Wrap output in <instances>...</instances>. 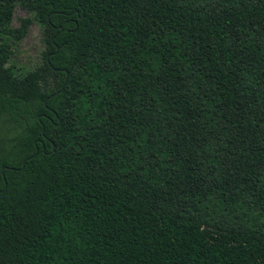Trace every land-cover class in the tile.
I'll list each match as a JSON object with an SVG mask.
<instances>
[{
	"label": "trees",
	"instance_id": "16d2710c",
	"mask_svg": "<svg viewBox=\"0 0 264 264\" xmlns=\"http://www.w3.org/2000/svg\"><path fill=\"white\" fill-rule=\"evenodd\" d=\"M0 264H264V0H0Z\"/></svg>",
	"mask_w": 264,
	"mask_h": 264
},
{
	"label": "rangeland",
	"instance_id": "374dc122",
	"mask_svg": "<svg viewBox=\"0 0 264 264\" xmlns=\"http://www.w3.org/2000/svg\"><path fill=\"white\" fill-rule=\"evenodd\" d=\"M28 14L23 10H17L14 25H18L19 17H26ZM44 50L43 36L38 23H33L30 27L29 34L17 48L14 57L17 66H26L32 68L41 63V54Z\"/></svg>",
	"mask_w": 264,
	"mask_h": 264
},
{
	"label": "water",
	"instance_id": "95a60500",
	"mask_svg": "<svg viewBox=\"0 0 264 264\" xmlns=\"http://www.w3.org/2000/svg\"><path fill=\"white\" fill-rule=\"evenodd\" d=\"M62 30V29H61Z\"/></svg>",
	"mask_w": 264,
	"mask_h": 264
}]
</instances>
